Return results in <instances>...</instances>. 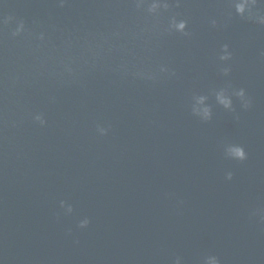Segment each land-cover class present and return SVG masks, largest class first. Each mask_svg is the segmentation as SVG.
<instances>
[{"label": "water", "instance_id": "95a60500", "mask_svg": "<svg viewBox=\"0 0 264 264\" xmlns=\"http://www.w3.org/2000/svg\"><path fill=\"white\" fill-rule=\"evenodd\" d=\"M138 2L0 0V264H264V24Z\"/></svg>", "mask_w": 264, "mask_h": 264}, {"label": "clouds", "instance_id": "9594fccd", "mask_svg": "<svg viewBox=\"0 0 264 264\" xmlns=\"http://www.w3.org/2000/svg\"><path fill=\"white\" fill-rule=\"evenodd\" d=\"M62 2V0H61ZM143 0H139L137 3V7L141 6V3ZM257 0H232V7L235 9V13L239 16L248 18V19H254L257 23L264 24V14H259V13H254L253 12V7L256 5ZM163 7L167 9L169 5L167 3H159V0H152V3L147 5V11L149 13L155 14L157 12V9ZM211 23L213 25L216 24L215 20H212ZM185 26H186V21L183 19L177 20L174 16L170 18L169 23H168V29L170 31H175L179 32L182 34L187 35L185 32ZM21 28H23V24H21ZM21 28H18L17 30H14L12 32V36H17L21 33ZM40 39H43V33L40 34ZM231 56V53L228 51V45L224 44L221 46V52L219 55V59L221 61L228 60ZM221 71L224 74H227L229 72L228 67H223ZM233 95L238 97L241 101V105L243 107H248L250 101L245 95V90L243 88L234 90ZM217 99L218 101L223 104L226 108H229L231 106V97L229 95H226L224 90H221L217 93ZM198 114H201L204 119H207L210 115L209 109L205 107L202 109ZM35 119L40 122V124H44V119L42 118L41 115H36ZM102 134L105 133L106 129L104 128H99L98 129ZM228 155H230L232 158L236 160L243 161L246 159V153L245 150L242 146L239 145H232L229 150H228ZM231 174H229L230 176ZM60 207L62 209H65V214L71 213L72 211V206L67 205L65 206V201L61 200L60 202ZM89 224V219L87 217H84L78 221V227L79 228H86ZM71 231V230H69ZM175 264H179V257L176 258ZM204 264H219V260L217 259L216 256L214 255H209L205 257L204 259Z\"/></svg>", "mask_w": 264, "mask_h": 264}]
</instances>
